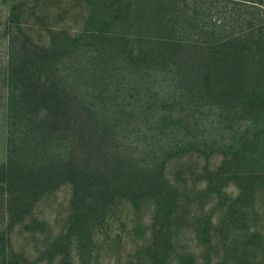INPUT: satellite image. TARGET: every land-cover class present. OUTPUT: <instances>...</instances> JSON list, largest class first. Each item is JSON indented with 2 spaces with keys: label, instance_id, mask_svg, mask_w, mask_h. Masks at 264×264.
<instances>
[{
  "label": "trees",
  "instance_id": "1",
  "mask_svg": "<svg viewBox=\"0 0 264 264\" xmlns=\"http://www.w3.org/2000/svg\"><path fill=\"white\" fill-rule=\"evenodd\" d=\"M0 7V264L27 261L17 229L44 235L40 264H89L94 230L119 203L150 211L126 264H264V0ZM187 154L205 159L191 174L199 187L167 172ZM62 185L53 234L57 219L35 208ZM187 223L194 246L180 234Z\"/></svg>",
  "mask_w": 264,
  "mask_h": 264
},
{
  "label": "rangeland",
  "instance_id": "2",
  "mask_svg": "<svg viewBox=\"0 0 264 264\" xmlns=\"http://www.w3.org/2000/svg\"><path fill=\"white\" fill-rule=\"evenodd\" d=\"M0 7V23H3L4 11ZM1 30V27H0ZM42 36L41 33H37ZM43 38V37H42ZM43 40V39H42ZM3 45V41L0 39V47ZM1 59V48H0ZM5 92L1 90L0 85V162L5 157V123H4V111H5ZM204 160L197 155H183L177 156L171 159L168 164L167 172L173 177L175 171L180 172L182 180L188 181L190 185L199 187L201 186L200 180L193 177L191 174H195L203 165ZM218 161L216 155H212L208 159L210 165H215ZM183 184V183H182ZM227 193L234 192L232 185H229L226 189ZM69 198V189L66 185L60 186L56 192L47 195L39 202L35 208V212L41 218L48 220L53 224V221L57 219V223L53 224L52 230L56 233L60 229V224L66 212V203ZM197 209V202L191 205V212H195ZM216 210H218L216 208ZM218 212L214 214L217 216ZM150 211L147 208L141 209L139 212H135L128 205L119 203L116 211L107 217L105 223L99 225L100 227L94 230V238H98L100 242L93 247V257H88L89 264H126L130 260L135 259V249L137 246H141V243L147 238L150 223ZM181 224H178L180 227ZM102 226V229H101ZM182 229L180 234H183L184 241L190 240V246L196 245L192 242V228L189 223L180 227ZM107 233L104 235V233ZM114 234H120V241L115 240ZM44 235H36L34 237L31 233L24 231L23 229H17L14 233L13 242L15 249L19 252L22 251L26 255L27 261L25 264H40L38 263V252L44 247V243L40 238ZM48 236V235H47ZM49 237V236H48ZM197 248V247H196ZM73 264H77L75 256H72Z\"/></svg>",
  "mask_w": 264,
  "mask_h": 264
}]
</instances>
